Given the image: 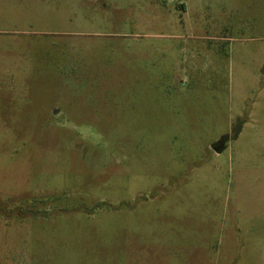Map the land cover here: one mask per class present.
Wrapping results in <instances>:
<instances>
[{
	"label": "rangeland",
	"instance_id": "1",
	"mask_svg": "<svg viewBox=\"0 0 264 264\" xmlns=\"http://www.w3.org/2000/svg\"><path fill=\"white\" fill-rule=\"evenodd\" d=\"M263 66L264 0H0V264H264Z\"/></svg>",
	"mask_w": 264,
	"mask_h": 264
},
{
	"label": "water",
	"instance_id": "2",
	"mask_svg": "<svg viewBox=\"0 0 264 264\" xmlns=\"http://www.w3.org/2000/svg\"><path fill=\"white\" fill-rule=\"evenodd\" d=\"M261 73L264 75V66L261 69ZM224 147H225V142L223 141V139L219 140L214 144V149L218 153L222 152L224 150Z\"/></svg>",
	"mask_w": 264,
	"mask_h": 264
},
{
	"label": "trees",
	"instance_id": "3",
	"mask_svg": "<svg viewBox=\"0 0 264 264\" xmlns=\"http://www.w3.org/2000/svg\"><path fill=\"white\" fill-rule=\"evenodd\" d=\"M226 141V138L224 139V142ZM226 143V142H225ZM225 147H226V145H225ZM225 147H224V149H225Z\"/></svg>",
	"mask_w": 264,
	"mask_h": 264
},
{
	"label": "flooded vegetation",
	"instance_id": "4",
	"mask_svg": "<svg viewBox=\"0 0 264 264\" xmlns=\"http://www.w3.org/2000/svg\"><path fill=\"white\" fill-rule=\"evenodd\" d=\"M222 139H223V141H224L225 138H222Z\"/></svg>",
	"mask_w": 264,
	"mask_h": 264
}]
</instances>
